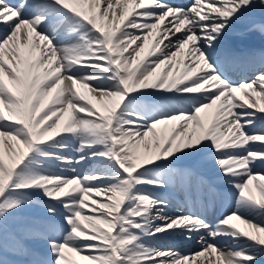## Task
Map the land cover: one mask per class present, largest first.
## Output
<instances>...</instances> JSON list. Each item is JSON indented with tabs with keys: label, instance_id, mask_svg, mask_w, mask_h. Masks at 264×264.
I'll list each match as a JSON object with an SVG mask.
<instances>
[{
	"label": "snow or ice",
	"instance_id": "snow-or-ice-1",
	"mask_svg": "<svg viewBox=\"0 0 264 264\" xmlns=\"http://www.w3.org/2000/svg\"><path fill=\"white\" fill-rule=\"evenodd\" d=\"M256 217L264 0H0V264H264Z\"/></svg>",
	"mask_w": 264,
	"mask_h": 264
},
{
	"label": "bare ground",
	"instance_id": "bare-ground-1",
	"mask_svg": "<svg viewBox=\"0 0 264 264\" xmlns=\"http://www.w3.org/2000/svg\"><path fill=\"white\" fill-rule=\"evenodd\" d=\"M236 39V36L233 35L231 37H229V40H235ZM258 194V193H257ZM180 199V198H179ZM178 200V199H177ZM216 215H220L219 212L216 213ZM215 218V217H214ZM256 220L257 221H264V218H261V217H256ZM173 243H175V245L183 250V251H195L198 249L199 245H197L195 243V241H192V242H189V241H185L183 238H180V237H177V238H174V240L172 241ZM227 246V245H226Z\"/></svg>",
	"mask_w": 264,
	"mask_h": 264
},
{
	"label": "rangeland",
	"instance_id": "rangeland-1",
	"mask_svg": "<svg viewBox=\"0 0 264 264\" xmlns=\"http://www.w3.org/2000/svg\"><path fill=\"white\" fill-rule=\"evenodd\" d=\"M178 198V197H177Z\"/></svg>",
	"mask_w": 264,
	"mask_h": 264
}]
</instances>
